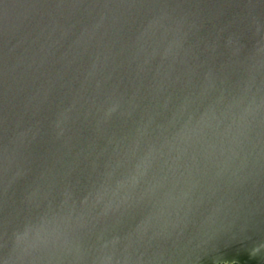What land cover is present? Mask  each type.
<instances>
[{"label": "water", "instance_id": "95a60500", "mask_svg": "<svg viewBox=\"0 0 264 264\" xmlns=\"http://www.w3.org/2000/svg\"><path fill=\"white\" fill-rule=\"evenodd\" d=\"M0 264H264V0H0Z\"/></svg>", "mask_w": 264, "mask_h": 264}]
</instances>
